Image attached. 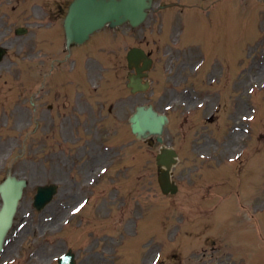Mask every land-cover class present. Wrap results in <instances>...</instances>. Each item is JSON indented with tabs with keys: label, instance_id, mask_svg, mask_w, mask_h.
I'll list each match as a JSON object with an SVG mask.
<instances>
[{
	"label": "rangeland",
	"instance_id": "1",
	"mask_svg": "<svg viewBox=\"0 0 264 264\" xmlns=\"http://www.w3.org/2000/svg\"><path fill=\"white\" fill-rule=\"evenodd\" d=\"M213 1L154 0L155 6L185 9L167 13L182 30L176 35L160 29L168 18L156 11L129 39L127 28L117 30L116 37L124 38L118 41H129L126 47L142 44L155 57L145 94L126 89L121 54V61L110 57L106 66L82 71L89 94L76 75L65 87L80 91L73 99L59 97L55 103L62 107L49 112L51 99L41 86L48 68L20 66L29 64L23 58L28 49L10 50L0 65V180L12 174L30 184L0 264H55L68 248L78 264H264V0ZM193 3L202 12L188 10ZM101 67L110 75L102 77ZM36 91L41 93L34 96ZM141 104L169 118L163 139L179 155L175 195H161L156 185L159 145L149 147L130 133L128 118ZM50 182L58 194L36 212L32 190ZM257 190L259 198L245 200L240 210L239 199ZM85 201L74 216L76 204ZM250 212L257 221L239 217L248 220ZM23 224L26 232L18 239ZM181 226L192 236L182 237ZM202 229L207 243L198 236Z\"/></svg>",
	"mask_w": 264,
	"mask_h": 264
},
{
	"label": "water",
	"instance_id": "2",
	"mask_svg": "<svg viewBox=\"0 0 264 264\" xmlns=\"http://www.w3.org/2000/svg\"><path fill=\"white\" fill-rule=\"evenodd\" d=\"M152 8V0H75L69 7V12L65 22L64 30L68 43H83L91 33L103 28L106 24L109 27H117L128 23L132 27H138L148 15V10ZM142 62V66L138 63ZM128 62L136 74L128 77V87L132 93L145 91L148 83L142 84V78L147 77V71L151 67V61L138 49L128 52ZM167 118L159 115L149 107H139L136 113L130 118L132 134L137 139H147L155 135L159 143L162 142L161 132L166 125ZM176 154L171 149L162 148L156 158L158 168V182L163 193H175L176 186L170 181V169L175 164ZM24 181H17L8 177L0 186V193L3 199V206L0 209V251L5 233L12 224V218L16 211L18 201L22 194ZM54 187L39 188V193L35 197V205L38 209L50 201Z\"/></svg>",
	"mask_w": 264,
	"mask_h": 264
},
{
	"label": "flooded vegetation",
	"instance_id": "3",
	"mask_svg": "<svg viewBox=\"0 0 264 264\" xmlns=\"http://www.w3.org/2000/svg\"><path fill=\"white\" fill-rule=\"evenodd\" d=\"M6 0H0V5L4 3ZM20 1V0H17ZM40 2H36L35 6L32 9V16L36 18L39 22L49 24L46 25L45 27L48 26L49 30H45V28H40L43 31V33H39L38 31H33L32 32V37H31V42L30 45L31 47H39V49L33 53V65L34 66H60L62 64L61 61L57 59H53V50H52V45L54 44L52 42L53 38V32L51 30L52 23L53 22H60L63 17H64V12L67 11L68 8V3L69 0H39ZM13 10H16L15 7L12 8ZM4 18L5 16H1V18ZM2 24H0V28L3 29V31H0V36L4 38V40L8 41V44L10 45H19L20 43H16L14 36L11 37L10 33L6 31L8 28L7 26V21L2 20ZM27 32V31H26ZM59 34V33H58ZM61 34V33H60ZM62 35V34H61ZM60 38V37H58ZM6 43V42H5ZM59 44V42H58ZM63 44V47L65 46V42H61V45ZM54 47V45H53ZM77 49L76 53V59L74 61L75 66H101L103 63H91L94 58L90 56H85V53L83 51H80V46L79 47H72L71 50ZM64 52V49L63 51ZM73 54V51L71 52ZM150 53V52H149ZM151 54V53H150ZM97 55V53H95ZM99 55L106 56V54H100ZM109 56H112L111 54H107V58ZM86 58L87 61L85 60L84 62L82 61V58ZM48 81H46L47 83ZM45 95L47 98L52 99V88L51 86L47 85L45 89ZM53 105L50 104L49 111L53 109Z\"/></svg>",
	"mask_w": 264,
	"mask_h": 264
}]
</instances>
